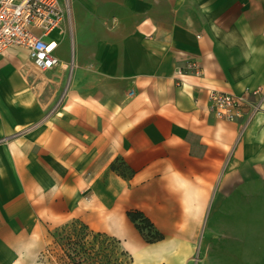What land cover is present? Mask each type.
Masks as SVG:
<instances>
[{
	"label": "crops",
	"instance_id": "1",
	"mask_svg": "<svg viewBox=\"0 0 264 264\" xmlns=\"http://www.w3.org/2000/svg\"><path fill=\"white\" fill-rule=\"evenodd\" d=\"M62 2L58 66L35 71L23 47L0 58V264H40L73 221L128 264H189L205 216L237 194L264 232V104L249 113L248 96L234 120L208 108L210 90L264 86V0ZM190 61L200 74L177 86ZM132 209L163 238L145 242Z\"/></svg>",
	"mask_w": 264,
	"mask_h": 264
},
{
	"label": "rangeland",
	"instance_id": "2",
	"mask_svg": "<svg viewBox=\"0 0 264 264\" xmlns=\"http://www.w3.org/2000/svg\"><path fill=\"white\" fill-rule=\"evenodd\" d=\"M248 201V211L253 212L248 213V221L246 215L240 214L238 194L231 203L219 204L209 223L205 216L189 264H264V232L255 230V199ZM129 261V254L118 250L117 241L73 221L50 232L40 264H128Z\"/></svg>",
	"mask_w": 264,
	"mask_h": 264
},
{
	"label": "built area",
	"instance_id": "3",
	"mask_svg": "<svg viewBox=\"0 0 264 264\" xmlns=\"http://www.w3.org/2000/svg\"><path fill=\"white\" fill-rule=\"evenodd\" d=\"M65 12L62 0H0V58L11 47H23L35 71L53 70L60 60L56 54L59 42L52 32L62 23ZM190 73L200 74L197 62L190 61L176 70V85L181 86ZM132 94L130 90L129 95ZM248 96L254 97V103L248 106L252 113L264 104V86L240 95L210 90L209 111L218 118L234 120L241 115Z\"/></svg>",
	"mask_w": 264,
	"mask_h": 264
},
{
	"label": "trees",
	"instance_id": "4",
	"mask_svg": "<svg viewBox=\"0 0 264 264\" xmlns=\"http://www.w3.org/2000/svg\"><path fill=\"white\" fill-rule=\"evenodd\" d=\"M113 169H119L121 175L125 176V172L122 168H118L114 163L111 165ZM121 169V170H120ZM127 217L134 224L135 228L142 235L143 239L147 243H153L163 238L162 234L154 229V226L150 219L139 210L132 209L127 211Z\"/></svg>",
	"mask_w": 264,
	"mask_h": 264
},
{
	"label": "bare ground",
	"instance_id": "5",
	"mask_svg": "<svg viewBox=\"0 0 264 264\" xmlns=\"http://www.w3.org/2000/svg\"><path fill=\"white\" fill-rule=\"evenodd\" d=\"M135 244H133V243H130V249H134L135 248ZM149 249H147V250H144V252H147ZM178 259H177V257L176 258H174V261H172L171 260V257H168L167 259H166V263L167 264H178Z\"/></svg>",
	"mask_w": 264,
	"mask_h": 264
}]
</instances>
